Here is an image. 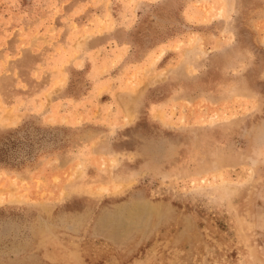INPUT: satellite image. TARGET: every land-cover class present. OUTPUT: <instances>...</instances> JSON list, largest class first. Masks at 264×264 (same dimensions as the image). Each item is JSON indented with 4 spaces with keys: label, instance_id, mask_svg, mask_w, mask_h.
Instances as JSON below:
<instances>
[{
    "label": "rangeland",
    "instance_id": "rangeland-1",
    "mask_svg": "<svg viewBox=\"0 0 264 264\" xmlns=\"http://www.w3.org/2000/svg\"><path fill=\"white\" fill-rule=\"evenodd\" d=\"M0 264H264V0H0Z\"/></svg>",
    "mask_w": 264,
    "mask_h": 264
}]
</instances>
